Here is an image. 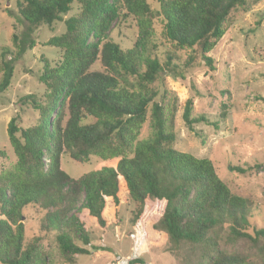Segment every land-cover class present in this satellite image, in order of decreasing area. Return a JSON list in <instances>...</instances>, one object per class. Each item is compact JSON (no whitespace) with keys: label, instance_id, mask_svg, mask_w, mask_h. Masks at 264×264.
I'll return each mask as SVG.
<instances>
[{"label":"trees","instance_id":"1","mask_svg":"<svg viewBox=\"0 0 264 264\" xmlns=\"http://www.w3.org/2000/svg\"><path fill=\"white\" fill-rule=\"evenodd\" d=\"M248 1L157 0L154 10L148 0H17L16 19L25 31L21 40L12 36L16 58L34 48L32 36L41 26L62 22L65 32L46 43L58 49L59 61L54 66L43 61L38 81L46 87L44 101L33 95L19 100L20 106L38 112L36 125L21 129L12 118L6 127L15 163L0 172V264H48L41 236L25 240L21 221L28 206L46 211L39 232L56 233L58 249L70 262L89 255L88 248L106 250L92 245L89 231L104 236L112 225L117 236L120 209L128 199L136 203L128 234L132 253L145 240L149 246L198 249L195 264H253L251 258L222 251L217 233L225 230L231 245L243 239L254 246L264 242L263 229L248 232L253 203L234 195L209 159L171 148L174 103L166 90L159 95L152 88L161 74L182 81L200 64L215 71L207 55L224 36L230 13L247 9ZM73 4L77 11L67 17ZM128 17L135 19L139 38L132 49L122 50L108 33L113 22ZM157 19L170 47L190 51L182 67L173 64L169 54L163 65L152 57ZM5 55L7 51L3 59ZM96 62L99 69L94 68ZM1 72L0 94L10 86L12 65L3 62ZM149 107L151 135L139 140ZM224 119V114L215 122L194 118L192 99L182 113L191 132L197 124L217 129ZM64 154L79 163L91 157L100 162L92 172L73 179L60 168ZM259 251L264 264V245ZM125 263L143 264L134 255Z\"/></svg>","mask_w":264,"mask_h":264},{"label":"rangeland","instance_id":"2","mask_svg":"<svg viewBox=\"0 0 264 264\" xmlns=\"http://www.w3.org/2000/svg\"><path fill=\"white\" fill-rule=\"evenodd\" d=\"M16 2L17 0H0V80L2 63H10L13 67L10 86L0 94V172L10 169L15 163L6 135L7 124L10 119L15 118L21 129L36 125L38 112L28 106H20L19 100L33 95L39 101H44L46 87L38 81L43 61H47L50 66L59 61L58 49L47 46L46 43L65 32L62 22H57L52 27L41 26L32 36L34 48L26 49L16 58L17 48L12 36L21 40L25 31V25L16 19ZM148 3L152 9H158L157 0H148ZM76 11L77 5L73 4L67 17ZM124 13L125 11H120V15ZM224 28V36L207 55L213 60L215 71L211 72L200 64L187 71L185 80L182 81L172 75L161 74L152 88L159 95L166 90L170 101L174 103L172 130L175 138L171 148L196 158L209 159L216 174L230 191L253 203L248 217V232L252 233L253 228L264 230V0H249L247 9L233 10ZM108 38L122 50L132 49L139 38L135 19L128 17L113 22ZM151 43L157 49L150 53L161 65L169 54L173 56L172 63L182 67L190 55V51L176 50L164 41L158 19L153 23ZM3 51L8 53L4 59ZM94 68H100L99 62H96ZM159 95L155 99L158 102ZM189 99H192L194 118L204 116L210 122H215L224 114L225 119L218 122L217 129L204 124L195 125V135L182 120L183 109ZM150 135L149 107L147 120L138 139L143 140ZM99 162L98 158L91 157L89 162L79 163L64 154L60 158V168L69 177L78 179L92 172ZM257 165L260 167L256 168ZM235 168L246 170V173L239 174L233 170ZM135 212L136 203L128 199L120 209L121 224L117 236L112 225L104 236L100 231H89L92 245L106 250L94 251L86 247L90 251L89 255L73 257L70 262L64 259L58 249L56 233L39 232L46 211L28 206L23 211L21 222L24 224L26 241L41 236V247L47 254L48 264H128L125 262L133 255L143 264H195L200 260V251L191 246L182 245L176 249L167 243L149 246L145 240L136 253H132L134 243L128 234L132 233ZM217 233L222 251L251 258L253 264H262L259 251L264 245L262 239L257 246L246 239L231 245L226 240L225 230ZM75 244L83 247L78 240Z\"/></svg>","mask_w":264,"mask_h":264}]
</instances>
